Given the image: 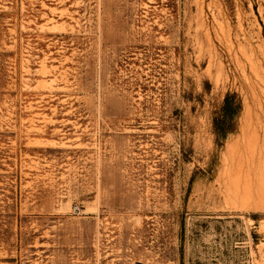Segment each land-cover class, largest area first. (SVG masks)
<instances>
[{"label":"rangeland","instance_id":"rangeland-1","mask_svg":"<svg viewBox=\"0 0 264 264\" xmlns=\"http://www.w3.org/2000/svg\"><path fill=\"white\" fill-rule=\"evenodd\" d=\"M0 264H264V0H0Z\"/></svg>","mask_w":264,"mask_h":264},{"label":"trees","instance_id":"trees-1","mask_svg":"<svg viewBox=\"0 0 264 264\" xmlns=\"http://www.w3.org/2000/svg\"><path fill=\"white\" fill-rule=\"evenodd\" d=\"M232 110V107H230L229 97L227 96L225 106L223 107V114L228 116L230 113H232Z\"/></svg>","mask_w":264,"mask_h":264},{"label":"bare ground","instance_id":"bare-ground-1","mask_svg":"<svg viewBox=\"0 0 264 264\" xmlns=\"http://www.w3.org/2000/svg\"><path fill=\"white\" fill-rule=\"evenodd\" d=\"M241 152H242V151H241ZM241 152H240V153H241Z\"/></svg>","mask_w":264,"mask_h":264}]
</instances>
